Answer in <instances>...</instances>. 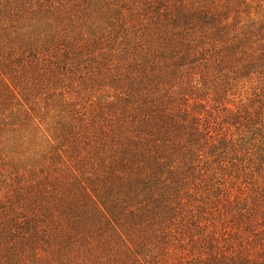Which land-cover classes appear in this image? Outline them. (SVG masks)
Segmentation results:
<instances>
[{
	"label": "trees",
	"instance_id": "obj_1",
	"mask_svg": "<svg viewBox=\"0 0 264 264\" xmlns=\"http://www.w3.org/2000/svg\"><path fill=\"white\" fill-rule=\"evenodd\" d=\"M0 264H264V0H0Z\"/></svg>",
	"mask_w": 264,
	"mask_h": 264
}]
</instances>
